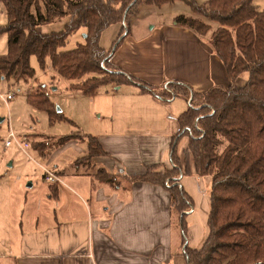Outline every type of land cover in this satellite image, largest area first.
Segmentation results:
<instances>
[{
	"label": "trees",
	"instance_id": "obj_1",
	"mask_svg": "<svg viewBox=\"0 0 264 264\" xmlns=\"http://www.w3.org/2000/svg\"><path fill=\"white\" fill-rule=\"evenodd\" d=\"M1 1L7 22L0 25V34H6L8 42L7 52L0 55V79L34 78L36 71L31 58L35 56L42 69L50 66L71 81V88L85 95H94L99 88L111 84L134 83L142 92L165 99L173 95L189 101L192 97L177 119L179 130L171 146L173 168L157 172L154 171L157 165H152L141 174L125 177L132 182L149 181L166 186L173 206L185 216L192 201L175 183L176 175L210 176L209 233L201 247L186 246L184 255L188 263L264 264V9L257 8L254 0H180L191 7L193 15H176L174 23L208 37L231 83L201 92L176 80L168 85L171 94L127 76L111 63L110 58L122 44V34L110 52L101 45V35L107 27L127 22L142 4L162 6L179 0ZM66 16L69 19L61 30L39 29ZM80 29H85V42L61 50ZM103 61L106 68L102 67ZM244 72L249 73V78L238 86L236 79ZM85 75L90 77L79 81ZM46 87L41 84L37 90L29 91L28 102L46 111L52 121L65 119L74 124L57 112ZM182 136L188 141L181 156L177 144ZM73 139L85 142L88 149L86 155L75 160L77 169L94 167L93 159L108 155L97 135L71 133L63 136L60 143ZM86 173L102 184L113 187L121 184L119 175L104 166L95 173ZM51 185V196H57L58 185ZM182 226L186 241L185 221Z\"/></svg>",
	"mask_w": 264,
	"mask_h": 264
},
{
	"label": "rangeland",
	"instance_id": "obj_2",
	"mask_svg": "<svg viewBox=\"0 0 264 264\" xmlns=\"http://www.w3.org/2000/svg\"><path fill=\"white\" fill-rule=\"evenodd\" d=\"M198 1L204 2L205 0ZM254 4L260 10L264 9V0H254ZM179 14L193 15V11L189 5L180 0L162 6L142 4L137 9V13L129 16L127 22L107 27L102 32L101 45L107 52H110L121 33L122 44L127 36L133 34L130 40L132 46L134 42L138 43L151 36L153 27L174 25V18ZM68 19L69 17L66 16L49 25L40 26L39 29L43 32L61 30ZM6 22L5 7L0 0V25H4ZM193 33L197 39H192L191 44L198 42L207 44L215 54L208 37ZM7 42L6 34H0V55L7 52ZM81 42H85V29L73 33L61 50L75 48ZM160 42L162 55L154 51L148 56L151 60L150 67L153 68L147 76L152 80L149 82L153 83L152 85L155 84L157 91L162 88V90L166 89L172 94L171 88L168 86L171 82H166L168 79L165 77V72L160 63L165 40L160 39ZM154 45L155 41H150L146 47L147 51L151 52L150 49ZM185 46L192 48L190 43ZM176 53V57H187L193 53V50ZM186 53L189 54L186 55ZM167 55L168 57L171 55L170 47H168ZM113 56L110 58V62L116 65ZM31 65L36 71L34 78L27 80L0 79V254H7L13 250L14 244L17 245L19 242L23 230L35 226L38 220L39 227L51 225L54 223L55 214H60L57 201L50 196L52 183L45 180V169L51 171L61 169L65 175L64 178L71 175V172L86 173L89 171L95 173L102 165L111 172L142 173L149 166H152L153 162L160 163L162 161L161 164H156L158 166L154 171L171 170L173 164L169 152L178 128L177 119L181 114L180 112L188 107L192 98L189 97V101H186L182 97H177L175 100L163 102L164 106L157 107L160 120L153 122L152 120H144L148 116L143 113L145 110L140 103H144L148 109H152L153 106L136 96L135 93L138 90L141 91L137 84H111L99 88L94 95H85L71 88V81L62 78L50 66L42 69L35 56L31 58ZM102 67H107L104 61ZM161 75L164 79L161 84L165 82L161 85L162 87L156 83L159 80L158 76ZM88 77L90 75H85L79 81H84ZM248 78L249 73L244 72L236 79V84L242 86ZM230 82L229 80L228 84ZM41 84H46L45 91L51 101L55 103L57 112L62 113L66 119L73 121L74 124L65 119L52 121L46 111L35 108L28 102V92L37 90ZM8 93H15V96L6 103L1 94ZM171 97L173 95L168 98L171 99ZM140 108L143 110H139ZM170 116H176V120L171 119ZM158 122L160 124H157ZM10 132L16 134L18 142H28L30 146L24 150L13 141L12 145L7 147L6 140ZM71 133L97 135L102 139L106 148L112 152V156H100V158L91 161L92 164H96L94 167L82 166L77 169L74 161L87 153V145L78 139L60 143L63 136ZM187 141L186 136L179 139L177 144L178 155H184ZM119 177L121 178V176ZM125 178L123 177V179ZM67 182L74 187L70 181L67 180ZM166 184L169 186L170 181L167 180ZM76 188L80 190L78 187ZM208 192L210 197L211 177L208 182ZM83 207L82 203L79 202V209L77 211L72 209L73 213L83 216L85 212ZM175 210L177 211V220L180 223V215L183 213L176 208ZM187 210H190V207ZM182 221H185V216ZM185 243L186 241L183 244L185 245ZM186 246L189 245H185V248Z\"/></svg>",
	"mask_w": 264,
	"mask_h": 264
},
{
	"label": "crops",
	"instance_id": "obj_3",
	"mask_svg": "<svg viewBox=\"0 0 264 264\" xmlns=\"http://www.w3.org/2000/svg\"><path fill=\"white\" fill-rule=\"evenodd\" d=\"M153 29L151 36L138 43L134 42L132 46L130 40L133 34L127 36L115 52V64L127 75L148 83L152 81L147 76L153 68L150 67L151 60L148 56L154 51L162 55V39L165 44L160 63L168 79L166 82L180 80L201 92L215 85H229L230 79L228 80L222 62L207 44H191L192 39L196 38L192 30L175 23L158 25ZM150 41H155V45L148 52L146 47ZM188 43L192 45L193 53L187 57H176V52L179 54L181 51H191L190 47L185 46ZM129 46L131 48L127 50ZM168 47L170 57L167 55ZM158 79L156 83L159 86L165 83L161 84L164 81L162 75ZM135 94L153 106L148 109L144 103H140L145 110L143 113L148 116L144 120L153 122L160 120L157 107L161 108L164 106L163 102L177 98L173 96L165 99L152 92L140 90ZM142 108L139 110H143ZM186 109L187 107L182 112ZM170 118L176 120V116ZM100 141L109 153L104 157H111L112 152L106 148L102 139ZM169 153L171 157V146ZM161 163L162 161H155L152 165ZM53 172L60 176L61 182L56 183L57 196H51V193L50 196L57 201L60 214H55L54 223L51 225L39 227L38 220L35 226L23 230L13 250L0 254V264H189L183 252L185 245L199 248L209 233L207 218L210 177H175V183L188 193L192 201L190 210L185 212L187 238L184 245L181 222L184 216L180 215L179 223L169 189L149 181L132 182L123 179L125 175L141 172H113L121 176V184L117 187L99 183L89 173L71 172L72 176L67 175L66 179L61 169ZM79 202L85 209L83 216L73 213V210L79 209Z\"/></svg>",
	"mask_w": 264,
	"mask_h": 264
},
{
	"label": "built area",
	"instance_id": "obj_4",
	"mask_svg": "<svg viewBox=\"0 0 264 264\" xmlns=\"http://www.w3.org/2000/svg\"><path fill=\"white\" fill-rule=\"evenodd\" d=\"M14 96L15 93L1 94V97L4 99L6 103H8L11 99H13ZM13 141H15L24 150L30 146L28 142H24V143L18 142L16 134L14 132H10L6 140V146L7 147L11 146ZM45 180L50 183L61 182L60 176L48 169H45Z\"/></svg>",
	"mask_w": 264,
	"mask_h": 264
},
{
	"label": "water",
	"instance_id": "obj_5",
	"mask_svg": "<svg viewBox=\"0 0 264 264\" xmlns=\"http://www.w3.org/2000/svg\"><path fill=\"white\" fill-rule=\"evenodd\" d=\"M58 110H60V109H58Z\"/></svg>",
	"mask_w": 264,
	"mask_h": 264
}]
</instances>
